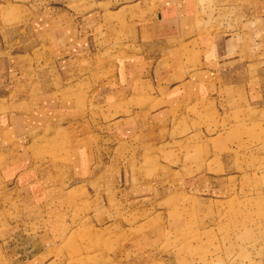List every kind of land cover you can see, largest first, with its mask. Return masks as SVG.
<instances>
[{"label": "rangeland", "instance_id": "1", "mask_svg": "<svg viewBox=\"0 0 264 264\" xmlns=\"http://www.w3.org/2000/svg\"><path fill=\"white\" fill-rule=\"evenodd\" d=\"M121 1L66 6L80 13ZM259 1L197 0L195 37L223 40L240 27L234 21L258 20ZM31 10L0 1L11 35L0 55V115L34 92L75 107L67 121L0 135V264H264V41L244 49L249 57L238 50L214 63L215 52L195 57V42L168 56L156 37L122 42L123 11L90 72L55 91ZM142 45L160 55L149 76L119 102L97 103L93 87ZM168 95L181 101L166 104Z\"/></svg>", "mask_w": 264, "mask_h": 264}, {"label": "crops", "instance_id": "2", "mask_svg": "<svg viewBox=\"0 0 264 264\" xmlns=\"http://www.w3.org/2000/svg\"><path fill=\"white\" fill-rule=\"evenodd\" d=\"M0 1L5 2L8 6L24 5L32 9L33 15L29 19V28L35 38L39 39L48 50L52 68L58 80L59 88L54 87L55 91L64 88L63 82L74 80L90 72L96 53L102 52L107 48L108 43L117 39L108 36L107 29L112 34L116 32L114 27L120 24V20L123 21V11H125L124 14L128 12L130 14L129 17L125 16L122 24L127 29L124 38L122 37V42H127L128 45L144 41L149 43L148 41L156 37L166 44L164 52L168 51V56H177V53H182L183 48L191 49L189 44L195 42L196 45L193 48L196 51L195 57L199 53V55L205 54L206 59H209L210 55L207 51H211V54L215 52L214 58L208 61L214 63L216 59L220 60V56H231L238 50L242 56L249 57V52L244 53V49L248 50L264 41V21H262L264 0L259 1L260 10L259 13H256L258 20L256 18L252 20L250 17L245 21H234L240 27L238 30H229L223 40H219L220 37L216 34L214 38H209L205 34L195 37L198 32L197 0H159L157 6L153 8L149 7L151 0H126L118 2L115 6L110 5L107 8L102 7V9L80 13L71 11L66 6L71 1L74 3L75 0ZM98 1L103 3L107 0ZM48 9L49 11L45 13V10ZM245 9L249 10L250 7L244 6V11ZM10 38V30L0 27V55L6 51V45ZM171 44L178 46L172 47ZM141 47L134 51L125 50V57L114 63L110 81H99L98 85L93 87L96 89L97 103H101V100L112 99L111 97H114L113 100L117 103L119 95L123 97L124 94L125 97L128 90L136 88L134 86L138 81L149 76L152 59L160 57V55L153 50H146L143 45ZM14 63L18 68L21 67V62ZM3 66L0 61V68ZM0 77H2L1 71ZM189 81L190 79L187 80V82ZM177 86L178 84L173 89ZM169 96L166 98L168 102L164 101L166 104L171 105L175 101H181L178 98L173 101ZM19 98L12 101V104L6 105V109L2 110L6 113L0 115V135L4 136L12 129L23 132L26 129L49 127L60 120L67 121L74 112V99L68 96L62 97L51 92H34L27 97ZM11 105H20L25 108L12 111ZM152 111L147 112L149 117L153 115ZM56 118L60 120H55ZM122 181L121 179L120 182Z\"/></svg>", "mask_w": 264, "mask_h": 264}]
</instances>
